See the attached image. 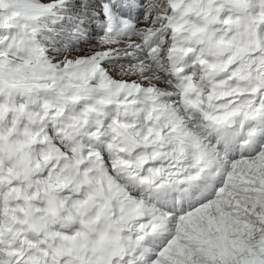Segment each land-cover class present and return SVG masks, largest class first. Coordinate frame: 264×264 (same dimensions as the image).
<instances>
[{
    "label": "snow or ice",
    "instance_id": "obj_1",
    "mask_svg": "<svg viewBox=\"0 0 264 264\" xmlns=\"http://www.w3.org/2000/svg\"><path fill=\"white\" fill-rule=\"evenodd\" d=\"M0 264H264V0H0Z\"/></svg>",
    "mask_w": 264,
    "mask_h": 264
}]
</instances>
